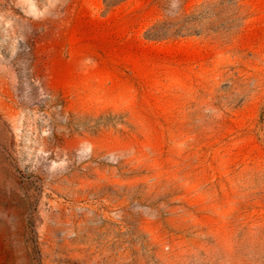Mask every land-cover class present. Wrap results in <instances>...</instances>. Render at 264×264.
<instances>
[{
  "label": "rangeland",
  "instance_id": "374dc122",
  "mask_svg": "<svg viewBox=\"0 0 264 264\" xmlns=\"http://www.w3.org/2000/svg\"><path fill=\"white\" fill-rule=\"evenodd\" d=\"M0 220V264H264V0H0Z\"/></svg>",
  "mask_w": 264,
  "mask_h": 264
},
{
  "label": "trees",
  "instance_id": "16d2710c",
  "mask_svg": "<svg viewBox=\"0 0 264 264\" xmlns=\"http://www.w3.org/2000/svg\"><path fill=\"white\" fill-rule=\"evenodd\" d=\"M122 1H124V0H106V4L107 5H115V4L122 2ZM154 36H156V35H154Z\"/></svg>",
  "mask_w": 264,
  "mask_h": 264
},
{
  "label": "bare ground",
  "instance_id": "6f19581e",
  "mask_svg": "<svg viewBox=\"0 0 264 264\" xmlns=\"http://www.w3.org/2000/svg\"><path fill=\"white\" fill-rule=\"evenodd\" d=\"M5 232H6V228L2 223V221L0 220V235H5Z\"/></svg>",
  "mask_w": 264,
  "mask_h": 264
}]
</instances>
